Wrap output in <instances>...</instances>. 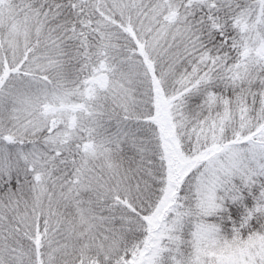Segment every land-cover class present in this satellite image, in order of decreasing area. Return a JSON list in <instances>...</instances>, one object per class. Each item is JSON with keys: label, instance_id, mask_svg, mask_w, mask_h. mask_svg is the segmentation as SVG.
<instances>
[{"label": "snow or ice", "instance_id": "1", "mask_svg": "<svg viewBox=\"0 0 264 264\" xmlns=\"http://www.w3.org/2000/svg\"><path fill=\"white\" fill-rule=\"evenodd\" d=\"M0 264H264V0H0Z\"/></svg>", "mask_w": 264, "mask_h": 264}]
</instances>
